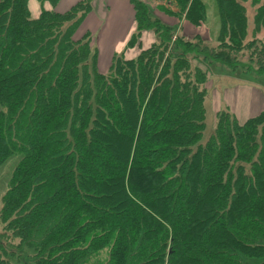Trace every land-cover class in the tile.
Returning a JSON list of instances; mask_svg holds the SVG:
<instances>
[{"label": "trees", "instance_id": "trees-1", "mask_svg": "<svg viewBox=\"0 0 264 264\" xmlns=\"http://www.w3.org/2000/svg\"><path fill=\"white\" fill-rule=\"evenodd\" d=\"M28 1L0 0V170L17 159L0 264H264V111H221L202 142L210 69L264 79V0L250 38L248 0H213L216 30L204 0H128L140 51L105 75L78 36L94 0H38L52 9L37 19Z\"/></svg>", "mask_w": 264, "mask_h": 264}, {"label": "rangeland", "instance_id": "rangeland-1", "mask_svg": "<svg viewBox=\"0 0 264 264\" xmlns=\"http://www.w3.org/2000/svg\"><path fill=\"white\" fill-rule=\"evenodd\" d=\"M77 1L78 0H61L58 6L54 9L55 10L57 9V11H61V12L68 11ZM204 1L208 9L210 23L213 26V28L216 30L218 28V16H217V11L215 9V6L213 4V0H204ZM99 3H100L99 0L93 1L92 5L96 6V8L93 7V11L92 13L88 15V17L91 14L96 13ZM28 7H29L30 14H31V18L37 19L40 16L42 9L44 8V5H42L38 0H29ZM128 7L130 8V11L126 12L127 16L125 14L124 16L125 20H123L125 22H123L121 26L119 24V21L117 20H113L111 23V29L113 30V33H115L116 31L118 32L117 37L119 35L120 37H122V40L124 41L125 46H127L132 36L131 32L134 33V30L136 27V24L133 20L132 6L129 5ZM151 8L153 9V14L159 17L160 19H162L160 17V14L164 12L158 8L154 9L152 5H151ZM246 8H247V17H248V38H250L254 30V13H255L254 12L255 9L251 5V0H248L246 2ZM158 12H160V14ZM93 16L91 15V17L88 19L89 20L88 22L84 21L82 27L80 28L78 32V36H82L85 32H90L94 36L92 32L96 31L97 29L96 27L98 24H97V19L95 20L93 19L95 21L94 24L92 22L93 20L90 21V19H92ZM161 16H165V15H161ZM170 17H173V16H170ZM174 22L176 23L177 21H174ZM84 24H86V27L84 26ZM171 26H177L176 29L180 30L181 32L183 31L181 23H179L178 25H171ZM146 34H148V36L153 38V40L155 41V36L153 33L145 32L143 36ZM262 35H264V29L262 30ZM96 37L97 39L98 37L103 38V36H99L98 34L96 35ZM120 37H118L117 39H119ZM213 40H214V37L211 35L210 38H208V44L212 43ZM118 41H121V40H116V43ZM104 43L105 41L103 39L101 43L102 46L104 45ZM110 43L111 42H109L108 44ZM151 45H152L151 43L147 45L145 42H142L141 50L147 49L151 47ZM111 50H114V46L111 47ZM139 51H140V48H139ZM115 55L116 54H114L113 57ZM117 55L126 59L124 57L125 56L124 53L122 54L118 53ZM101 57L104 59V56H101ZM113 57L112 59H109V60L107 57L105 58L106 60L104 63L105 65L102 66V68H105L104 71H102L99 68L100 62L102 60L101 61L98 60V63H99L98 69L101 74L105 75L110 72ZM99 58H100V55H99ZM202 89L206 91V98L204 101L205 130H204L203 138H202L203 143L207 142L208 139L214 133L215 126H216V118L219 112L228 111V113H231L235 117H237V120L242 124L245 121H247V119L254 117L255 113L258 115L260 111L261 112L264 111V79H261L260 77L255 76L253 73H245L243 71L233 72L226 67L215 65L210 69V73L208 76V80L206 82V86H202ZM243 96H244V99H243ZM246 97H247V102L243 105L242 100L245 101ZM252 105H254L253 110H251ZM14 159L15 158L11 159L0 170V213L3 207L2 198L8 189V184L11 179V175L13 173L15 164L17 162V159L15 160ZM15 262L17 263V261ZM15 262H13V264H15Z\"/></svg>", "mask_w": 264, "mask_h": 264}, {"label": "crops", "instance_id": "crops-1", "mask_svg": "<svg viewBox=\"0 0 264 264\" xmlns=\"http://www.w3.org/2000/svg\"><path fill=\"white\" fill-rule=\"evenodd\" d=\"M99 2L100 3H99V6L97 7L96 13L91 14L92 16L93 15L94 16L92 19H90V21H92L93 19L94 20L97 19V24H98L96 27L97 29L95 28L96 31L92 32L94 34L93 42L100 52L99 61L102 60L100 62V65L98 63V65L100 66L99 68L102 71H104L105 68H102V66L105 65L104 63L106 61L105 60L106 57L109 60V59H112L114 54L124 53L125 54L124 57L126 59H133V58L137 57V55L139 54V49L138 48H134V49H130V50L126 49V46L124 45V41L122 40V37H120V35H119L118 37H120V38L117 39L118 38L117 37L118 32L116 31L115 33H113V30L111 29V23L113 20L119 21L120 26L123 24V22H125V21H123V20H125L124 16H125V14L127 16L126 12L130 11V8L128 7L130 5L128 0H99ZM43 5H44V9H46V10L52 9V7L49 5V3H45ZM158 13L160 14V12H158ZM91 15L85 20V22L89 21L88 19L91 17ZM161 15H165V16H161ZM160 17L162 18V20L164 22H166L169 25H178L179 23H181V26L183 29L182 33L185 35L192 36V35L199 34L202 36V38L204 40H208V38H210V36H211L210 29L204 24L200 27H195V26L191 25L186 20H182L180 22L177 18L170 17L164 13L160 14ZM94 20L92 21L93 24L95 23ZM174 21H177V22L175 23ZM84 26L86 27V24H84ZM132 33L133 32H131V34ZM97 34L99 36H103V38L98 37V39H97V37H96ZM103 39H104L105 43L102 46L101 43H102ZM116 40H121V41H118L116 43ZM153 41H154L153 38H151L150 36H148V34H146L143 36L141 42H145L147 45H149L150 43L152 44ZM109 42H111V43L108 44ZM113 46H114V50H111V47H113ZM137 49H138V51H137ZM101 56H104V59ZM243 99H244V96H243ZM246 102H247V97H246L245 101L242 100L243 105ZM253 107H254V105L251 106V110H253ZM255 114H254V116H255Z\"/></svg>", "mask_w": 264, "mask_h": 264}]
</instances>
